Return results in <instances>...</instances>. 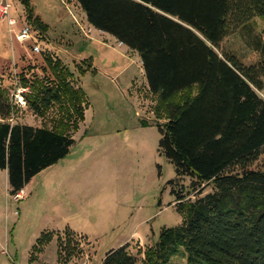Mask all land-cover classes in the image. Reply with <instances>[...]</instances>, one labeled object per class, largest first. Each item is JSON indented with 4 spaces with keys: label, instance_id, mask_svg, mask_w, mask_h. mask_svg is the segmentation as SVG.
<instances>
[{
    "label": "trees",
    "instance_id": "trees-1",
    "mask_svg": "<svg viewBox=\"0 0 264 264\" xmlns=\"http://www.w3.org/2000/svg\"><path fill=\"white\" fill-rule=\"evenodd\" d=\"M76 1L93 27L139 53L168 120L160 148L177 175L192 178L193 188H213L189 202L173 189L184 221L162 230L142 264H170L182 252L188 264H264V169H253L264 153V61L246 66L222 49L231 34L264 18V0ZM23 2L29 22L47 34L49 25ZM45 60L53 80L24 78L22 87L37 116L57 109L52 128L11 124L17 106L0 88V169L13 196L70 153L71 130L88 105L68 67ZM127 249L111 251L104 264H138Z\"/></svg>",
    "mask_w": 264,
    "mask_h": 264
},
{
    "label": "rangeland",
    "instance_id": "rangeland-1",
    "mask_svg": "<svg viewBox=\"0 0 264 264\" xmlns=\"http://www.w3.org/2000/svg\"><path fill=\"white\" fill-rule=\"evenodd\" d=\"M23 1L0 0L12 5L9 16H0V88L17 106L8 121L53 127L56 108L42 118L22 103L24 78L53 80L45 57L68 67L88 105L78 129L71 130L70 153L35 176L20 199L10 193L7 171L0 169V264H104L107 254L124 246L142 264L162 230L184 221L173 189L189 202L213 188H193L192 178H180L162 152L160 128L168 120L150 92L138 53L100 37L76 0H30L49 30L43 40L21 43L17 35L27 24L34 27ZM9 18L17 24L11 27ZM36 43L42 53L33 51ZM263 47L260 17L222 45L246 66L264 61ZM253 169H264V153ZM170 264H188L186 254Z\"/></svg>",
    "mask_w": 264,
    "mask_h": 264
},
{
    "label": "built area",
    "instance_id": "built-area-1",
    "mask_svg": "<svg viewBox=\"0 0 264 264\" xmlns=\"http://www.w3.org/2000/svg\"><path fill=\"white\" fill-rule=\"evenodd\" d=\"M12 8V5L5 2V3H1L0 4V16L1 17H6V16H9V13H10V9ZM17 24V20L16 19H13V18H9V25L11 27L15 26ZM44 39V35L43 33L38 30L37 28L35 27H32V25L30 24H27L23 29L22 31L17 35V40L20 41L21 43H24L26 41H40V40H43ZM123 43H120V45H122ZM33 51L35 53H42V49L40 47V45L38 43L35 44V46L33 47ZM27 93L28 92V89H24L23 88V92H22V97H23V101L22 103L25 101V104L26 103V100L24 98V93ZM21 103V104H22ZM25 194V191H21L20 193L16 194L14 197L16 199H20L22 194Z\"/></svg>",
    "mask_w": 264,
    "mask_h": 264
},
{
    "label": "crops",
    "instance_id": "crops-1",
    "mask_svg": "<svg viewBox=\"0 0 264 264\" xmlns=\"http://www.w3.org/2000/svg\"><path fill=\"white\" fill-rule=\"evenodd\" d=\"M96 31H98L101 35H100V37H102V38H104L103 36H106V37H111V39H114V40H116L117 42H118V46L120 47V48H127L128 50H130L131 52L133 51V50H131L128 46H126L125 44H122V45H120V41H118L114 36H112V35H110V34H108V33H105V32H102V31H99V30H96ZM93 33H94V30H93ZM86 39H88V40H93V35H92V37H86ZM133 53H138V52H136V51H133ZM139 54V53H138ZM145 73V72H144Z\"/></svg>",
    "mask_w": 264,
    "mask_h": 264
}]
</instances>
